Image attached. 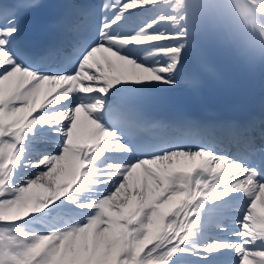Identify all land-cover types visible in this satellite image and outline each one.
I'll return each mask as SVG.
<instances>
[{"label":"snow or ice","instance_id":"1","mask_svg":"<svg viewBox=\"0 0 264 264\" xmlns=\"http://www.w3.org/2000/svg\"><path fill=\"white\" fill-rule=\"evenodd\" d=\"M41 6L0 0V264H264V129L141 103L179 84L204 19L264 53V0L71 6L36 50Z\"/></svg>","mask_w":264,"mask_h":264},{"label":"bare ground","instance_id":"2","mask_svg":"<svg viewBox=\"0 0 264 264\" xmlns=\"http://www.w3.org/2000/svg\"><path fill=\"white\" fill-rule=\"evenodd\" d=\"M199 32L200 26L196 34V48L189 58L197 56L201 52L200 42H199ZM233 53V72L231 74V79L233 81V90L235 92L241 91L242 85L247 80V76L254 80L256 92L260 93V88L264 87V68L258 64H253L246 62L241 55L240 51L235 47L232 48ZM188 58V60H189ZM188 70V71H187ZM190 70V62L186 64L185 73L180 77V82L175 88H168L167 86H160L153 90L165 91L172 89H181L188 83V75ZM260 205H258V209Z\"/></svg>","mask_w":264,"mask_h":264}]
</instances>
